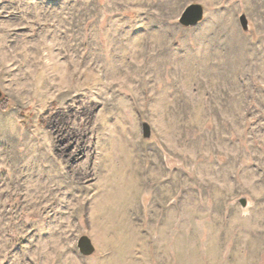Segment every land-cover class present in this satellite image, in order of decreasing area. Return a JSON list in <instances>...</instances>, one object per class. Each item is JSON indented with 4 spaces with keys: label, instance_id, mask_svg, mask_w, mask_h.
Returning <instances> with one entry per match:
<instances>
[{
    "label": "rangeland",
    "instance_id": "rangeland-1",
    "mask_svg": "<svg viewBox=\"0 0 264 264\" xmlns=\"http://www.w3.org/2000/svg\"><path fill=\"white\" fill-rule=\"evenodd\" d=\"M0 264H264V0H0Z\"/></svg>",
    "mask_w": 264,
    "mask_h": 264
},
{
    "label": "water",
    "instance_id": "water-1",
    "mask_svg": "<svg viewBox=\"0 0 264 264\" xmlns=\"http://www.w3.org/2000/svg\"><path fill=\"white\" fill-rule=\"evenodd\" d=\"M204 7L200 3H192L184 8L180 17L179 23L182 26L190 27L197 25L204 18ZM240 24L244 30L248 29V19L245 14H242L239 18ZM143 126V135L149 137L151 134L150 126L148 123L144 122ZM245 203H243L244 205ZM77 247L79 252L84 256H91L95 253L96 247L93 244L91 238L87 235H82L77 242Z\"/></svg>",
    "mask_w": 264,
    "mask_h": 264
},
{
    "label": "trees",
    "instance_id": "trees-1",
    "mask_svg": "<svg viewBox=\"0 0 264 264\" xmlns=\"http://www.w3.org/2000/svg\"><path fill=\"white\" fill-rule=\"evenodd\" d=\"M4 100H6V98ZM23 116H24L23 113L21 111H19V118L22 120V122H24Z\"/></svg>",
    "mask_w": 264,
    "mask_h": 264
}]
</instances>
